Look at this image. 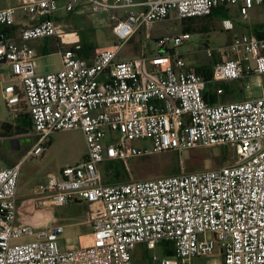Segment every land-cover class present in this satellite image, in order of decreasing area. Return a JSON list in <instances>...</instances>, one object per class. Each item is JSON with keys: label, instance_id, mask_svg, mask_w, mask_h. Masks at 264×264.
<instances>
[{"label": "built area", "instance_id": "built-area-1", "mask_svg": "<svg viewBox=\"0 0 264 264\" xmlns=\"http://www.w3.org/2000/svg\"><path fill=\"white\" fill-rule=\"evenodd\" d=\"M60 1L18 0L0 8V29L13 28L19 11L35 20L20 32L25 44L0 37V68L6 66L9 76L3 99L14 118L23 109L30 115L37 141L24 161L43 157L57 132L84 134L87 156L60 176L49 174L40 191L56 207L89 204L92 234L88 244L63 248L64 224L40 229L18 223L21 163L4 167L0 160V264H134L141 245L152 252V264H193L216 249L223 256L219 264H264V24L261 36L233 38L210 81L259 76V96L247 85L249 97L208 103L209 82L177 51L191 41V32L159 38L153 54L120 59L144 25L172 14L180 21L206 17L232 6L249 20L264 0H66L65 14L91 11L111 26L113 43L89 57L82 53L80 32L59 17ZM222 27L229 31L233 24L224 20ZM49 38L58 43L61 69L42 73L36 50L26 43ZM207 53L213 57L215 51ZM216 147L232 148L236 162L118 183H106L101 171L121 162L131 176L132 159ZM26 237L33 240L16 243ZM163 243L173 248V257L160 254Z\"/></svg>", "mask_w": 264, "mask_h": 264}, {"label": "rangeland", "instance_id": "rangeland-1", "mask_svg": "<svg viewBox=\"0 0 264 264\" xmlns=\"http://www.w3.org/2000/svg\"><path fill=\"white\" fill-rule=\"evenodd\" d=\"M15 0H0V7L7 6L13 3ZM61 11L58 13L59 17L67 28L74 31H79L82 38V33L90 38L92 44L96 47H105L111 45L115 40V36L112 33L111 26L102 24L100 22L99 15L90 13H72L65 14L63 7L66 5V0H61ZM122 14V12H120ZM238 19V20H237ZM264 21V8H257L250 12V19L248 22ZM207 20H195L197 24H203ZM235 22H243L242 18H235ZM246 22V21H245ZM190 23V20L180 21L174 17L170 19L144 25L137 31L134 38L127 42L120 53V59L127 60L135 58L139 51L143 50L148 53L153 51L154 40L147 38V33L154 34H172L175 35L182 31L183 24ZM65 27V28H66ZM66 28V29H67ZM223 28V27H222ZM219 25L215 27L210 26L209 31L191 32L192 39L189 43L178 48V53L182 54L188 65L194 67H201L204 65L213 66L218 62L213 57L208 56L207 48H211L215 51L219 60L225 58V55L230 52L229 46L231 44V36L234 32H227L223 30ZM40 46L38 51L37 63L41 67L42 73L55 72L61 69L62 55L59 49L52 44V39H38L33 42L31 47ZM47 48L49 54L45 55L43 50ZM64 51L68 49L67 46H63ZM39 50V49H38ZM259 76L246 77L242 80H238V86L241 87L240 82L243 84L244 96L249 97L252 94V90H246L244 87L247 85L253 86V92L255 96L261 94L260 88H257L259 82ZM4 88L0 85V152L3 157L9 158L12 152L23 153L28 146L25 139L17 135L16 131L11 132L13 137H17V141L22 146L21 150H14L13 146L8 147L1 137L5 135V130L2 128L4 123H10L16 125L18 120L14 118V115L9 111L6 103L3 99ZM52 144L48 147L45 156L40 158H34L26 161L21 169L19 180V195H24L28 189H39L40 185L44 183L49 174L59 175L61 169H64V165L68 162L80 161L83 158V148L85 145V137L81 131H60L52 135ZM137 147L144 145L143 141H135ZM227 148V149H226ZM216 147V148H196L183 155H178L175 152H165L162 154L149 155L141 158H135L131 160L130 170L131 176L128 178L125 173L124 178L117 180L118 182H128L134 180L153 179L157 177L170 176L168 170H176L178 167L181 171L186 172H199L209 169H218L223 166L232 165L236 162V157L233 153V149L230 147ZM229 154V157H226ZM87 156V153H86ZM1 159V158H0ZM119 166H124L121 162H118ZM120 166V167H121ZM125 167V166H124ZM66 168V167H65ZM126 168V167H125ZM101 171L104 175L106 183L115 182V178L112 175V170L109 168V164L101 166ZM72 211L71 206H64L58 209V213H65ZM74 219L68 228H66L64 235L61 237V245L73 246L79 245V236L81 234L92 233V225L84 223L86 218H72ZM70 219V221L72 220ZM85 219V220H84ZM32 237H26L16 243H25L32 241ZM152 252H147L143 245L139 246L134 256V264H145L147 261H151ZM223 262V256L219 249H216L212 255L207 257L195 258L193 264H219Z\"/></svg>", "mask_w": 264, "mask_h": 264}, {"label": "crops", "instance_id": "crops-1", "mask_svg": "<svg viewBox=\"0 0 264 264\" xmlns=\"http://www.w3.org/2000/svg\"><path fill=\"white\" fill-rule=\"evenodd\" d=\"M144 1H151V0H144ZM17 5H18V0H15L13 3H11L7 6L0 7V8H6V7H10V6H17ZM257 8H264V7H256L255 9H257ZM255 9H253L252 11H254ZM221 10H222V12H221L222 14L215 16L214 18H211L210 20H207V22H205L203 24L194 23L191 26L192 30H190L189 32H192L193 30H196L197 28H199L200 30L201 29L207 30L208 25H211V27H213L214 29L217 25H219L222 28V22L224 20H230L231 23L233 24L232 30L228 31V30H225L224 28H222L223 30H225L227 32H234L233 33L234 35L231 36V39H229V42H230V40L232 41L234 37H236L240 34L247 33V32H253V33L257 34L258 31L259 32L262 31L264 21H258L255 23H253V22L250 23V22H248V20H243V22L236 23L235 18H242L240 15V10L238 7H233V6L232 7H222ZM122 13H123V11H122ZM171 17H174L176 20H178L175 17V14H172ZM16 21L17 22H16L15 26L13 27L16 30L12 31L8 35H5V37L6 38H14L18 43L25 44V42H23V40L21 39L20 32L24 27L33 25L35 20H33L32 17L26 16L23 14V12L19 11L17 14ZM208 21H210V23H208ZM186 26H187V24L186 25L183 24L181 32L186 31L185 30ZM186 32H188V31H186ZM194 32H197V30ZM180 33H177V34H180ZM147 34H148L147 38H151L150 40H152V41L154 40L153 41L154 44L157 42V40L159 38H161L165 35H170V33L169 34H154V33H150V32H148ZM2 36L3 35H0V37H2ZM34 41H36V40H33V41L26 43V44L32 46ZM52 44H53V46H55L58 49V43L55 39H52ZM33 48L37 52V60H38V58H39L38 57V55H39L38 51H40V46L33 47ZM154 50H155V45H154L153 51L151 53H148L146 51L141 50L137 54L138 55H140V54H153ZM43 51H44L43 53L45 55L49 54L47 48H45ZM213 58L215 61L218 60V62L223 61V60L228 58V54L225 55L224 59L222 57V60H219L220 57L219 56L217 57L216 54H214ZM191 67H194V66H191ZM39 68H40V72H42L40 66H39ZM195 68H197V67H195ZM8 79H9V76H8V72H7V67L3 66L2 68H0V85L3 88L7 85ZM224 84H226V83H224ZM240 84L243 86L242 82H240ZM24 113H28L26 109H23L20 112L19 118L22 117L24 115ZM16 120H18V119H16ZM30 120H31V118H30ZM21 137L23 139H25V141H23V142L28 143V146L26 147V149L23 153H21L20 151L18 153L12 152V154L9 158H5V157H3L2 153L0 152V158H1L0 160H1L2 165L4 167L15 166V165L21 163V169H22L23 165L25 164L26 161H24V158L32 150L37 139H36V136H35L33 130L30 133L25 134ZM1 138L3 139V141L6 143V145L8 147H11V145H12L13 148H15L14 150H21L22 146L17 141L16 136L13 137L12 134H10L7 136H3ZM52 141H53V139L50 138L49 144H52ZM82 150H83V154H82L83 158L80 161L78 160V161H74V162H72V161L68 162L64 165L63 168H65L67 166L77 165L86 157V153H87L86 142H85L84 148ZM45 154H44V156H45ZM62 170L63 169H61L60 174L57 176L61 175ZM47 178H48V176H47ZM47 178L44 181V183H42V184H45L47 182ZM18 198H19L18 199V223H20V224H33L37 228L43 229V228H48L52 225L59 223V224H64L66 226V228H68L69 226H71L70 223H72L74 220L72 218H86V220L84 219L85 220L84 223L90 224L89 220H90L91 206L85 202H72L68 205V206L72 205L71 213H69V212L58 213V209L63 208V207L53 206L51 204V202L49 201L48 195L43 194L39 189H35V188L28 189L27 192L22 196V195H19V187H18ZM70 219H72V220L70 221ZM91 234L92 233L81 234L79 236V238H80L79 244L80 243L88 244L90 242ZM74 246H76V245H74Z\"/></svg>", "mask_w": 264, "mask_h": 264}, {"label": "trees", "instance_id": "trees-1", "mask_svg": "<svg viewBox=\"0 0 264 264\" xmlns=\"http://www.w3.org/2000/svg\"><path fill=\"white\" fill-rule=\"evenodd\" d=\"M221 9L222 8L216 9L211 15L206 16V17L185 19V20H190V23H187L185 30L188 32L192 30L191 26L195 23V20H198V19L199 20L200 19L210 20L211 18H214L215 16L222 14ZM208 23H210V21H208ZM210 26L211 25H208L207 30H203V29L200 30L199 28H197L196 30L197 32L204 33V32L209 31ZM14 30L16 29L6 28V27L1 28L0 35H3V36L8 35ZM196 30H193V32ZM257 33L259 34V36H261L259 31ZM82 46H83L82 53L87 57H89V55L92 52H94L96 48H98L96 47V45L92 44V42L90 41V38L86 36L84 33H82ZM196 69L198 73L201 74L204 77V79L209 82L207 85V88L204 91V96L208 103L214 104V103H219V102L238 101V100H242L245 98L244 96L245 94L243 93V86L241 85V87H239L238 81H233L227 84H213L212 82H210L213 76V69H214L213 64L197 67ZM220 88L223 89L224 94L219 96L218 89ZM2 128L6 132L5 135L3 136L10 135L13 130L16 131L17 135H25V134L30 133L33 130V125L30 120V115L28 113H24L22 117L18 118V122L15 126L10 123H4ZM49 146L50 144L48 145V147ZM223 148H226V147H223ZM226 157H229V154ZM108 164H109V168L112 170V175L114 176L116 180L113 183H117V180L125 177L124 174L122 173H125V175L128 178L130 177L129 171L124 166L120 165L121 166L120 167L118 162H110ZM167 172L171 175H176L180 173V168L178 167L176 170L175 169L168 170ZM159 252L162 256H167V257H173L175 255L173 248L169 244H166V243H163L159 246ZM145 264H152V263L151 261L148 260L147 263Z\"/></svg>", "mask_w": 264, "mask_h": 264}, {"label": "bare ground", "instance_id": "bare-ground-1", "mask_svg": "<svg viewBox=\"0 0 264 264\" xmlns=\"http://www.w3.org/2000/svg\"><path fill=\"white\" fill-rule=\"evenodd\" d=\"M242 80V79H241Z\"/></svg>", "mask_w": 264, "mask_h": 264}]
</instances>
